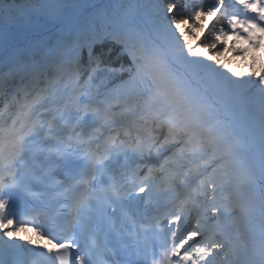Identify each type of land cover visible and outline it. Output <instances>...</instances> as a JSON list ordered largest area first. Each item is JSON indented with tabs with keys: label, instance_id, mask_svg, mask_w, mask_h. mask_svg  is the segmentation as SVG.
I'll return each mask as SVG.
<instances>
[{
	"label": "snow or ice",
	"instance_id": "6c2138e0",
	"mask_svg": "<svg viewBox=\"0 0 264 264\" xmlns=\"http://www.w3.org/2000/svg\"><path fill=\"white\" fill-rule=\"evenodd\" d=\"M245 12V17L235 16L230 21L232 27L223 31L222 35H217V44L212 46L204 45V36L207 30L204 24L209 17L217 19L218 11L215 9H205L204 7H194L188 13L179 5L178 0H155L151 4L156 12H162L164 20L160 24L158 33L160 39L148 42L142 39L135 30L125 28L123 32L112 34V42L118 43L121 54L126 58V64L120 66H107L111 71L116 72L119 77L118 84H129L132 89L145 86L151 92L152 103H164L171 112V117L167 122L165 151L168 153L163 160L164 163L149 167L148 176L139 184L133 183L131 191H128V183L119 190H113L115 197L119 200L120 192L126 196L136 193L146 192V185L149 178L159 177L161 184L169 185L177 193L179 189L176 185L177 177H182L192 170L181 162L175 172L170 171L169 161L179 159L186 154V149L192 145L193 137L201 138V151H213L214 162L230 169V178L233 180L246 179V191L238 200V207L231 209V216H239L246 232L249 234L253 245L256 244V236L253 232V224L257 208L264 211V61H261L259 71H247L245 68H233L230 66L227 57L229 54L241 59L247 58L248 49L240 47L247 43L253 49H259V41L264 37L256 36L259 31L264 33V0H240ZM8 14L0 19V24H15L21 19H31L44 15L50 20L61 18L70 5L66 0H22L17 3L11 0L8 5ZM138 14L136 4L129 3L121 13L125 24L131 21ZM250 14V15H249ZM243 31H237V29ZM255 29V31H252ZM82 33L74 32L56 50L54 60L45 57L42 63L38 58L43 50L42 46L36 51H23L16 45L3 47L0 41V50L7 51L5 57L0 58V88L9 89L16 86L20 92H27L33 79L47 68L50 83L58 79H75L81 82L83 73L80 65L99 70L103 66L101 52L109 34L107 32L94 31L89 41L81 43ZM123 37V38H121ZM178 48L179 57L189 66V70L198 75L204 76L205 83L209 86L205 93L190 91L186 81L175 71V65L171 57ZM222 49V51H221ZM110 51V49H109ZM202 65L223 71L229 80L239 87H229L218 82L210 73H206ZM255 68V57L251 66ZM255 78L246 84L242 77ZM235 77L236 79H233ZM19 81V84H17ZM253 88L257 91L253 93ZM40 91L44 89L39 88ZM214 95L222 101L224 106L230 110L241 113L250 125L252 133L251 141L242 145L238 136L234 135L228 127L206 128V121L213 111L210 106V97ZM41 129L37 128V135L41 134ZM258 134L259 152L256 151V141ZM152 133L145 132L142 144L138 145L141 155L144 151H150L152 146ZM114 145L112 140L105 142L103 146L99 142L89 145L86 149L91 158L93 167H103L111 158V149ZM93 146H96L95 148ZM104 149L103 159H97L96 153ZM171 157V159H169ZM39 159L41 157L39 156ZM0 162L5 165V170L12 172L16 169L11 180L5 182L0 179V257H12L16 248L15 237L24 230L16 225L15 211L12 207L13 194L18 195L32 205L36 202L34 194V184L51 174L50 169L41 173L40 168L33 171L35 167L31 162L25 161L23 145L18 150V155L5 160L0 153ZM155 173V175H153ZM209 167L201 166L196 170L195 184L190 185L179 201V206L165 217L167 227L170 229V240L163 260H153V264H196L190 254V249L196 248L197 254L203 253L201 259L204 264L215 255L225 253L231 264H238L239 250L233 252L229 246L221 241V234H216L210 238L205 225L212 217H208L211 212L213 217L219 214L223 216V211L216 203L218 191L217 181L214 176L209 175ZM132 176L139 177L140 172L132 173ZM92 181H95L93 176ZM88 183V181H85ZM181 183H185L181 178ZM259 185V198L257 197V186ZM95 188V183H91ZM147 192H153V187L149 186ZM135 198V196L133 197ZM153 197L149 196V199ZM91 200L83 198L74 202L75 210L79 211L89 206ZM205 207V215L197 219L194 227L185 234H181V226L186 219L193 214L194 208ZM117 209H113V213ZM131 219V217H129ZM219 224V219L216 220ZM38 233L46 243L37 244L31 253L32 264H41L42 257L59 261L60 264H72L73 252L79 247L69 239H63L36 226L31 229ZM163 231V229H162ZM187 237V238H185ZM27 244L32 245L33 241L27 236H20ZM252 247V252L256 251ZM259 252L261 264H264V230L259 236ZM77 264H84L83 254L76 257ZM12 264H16L15 261Z\"/></svg>",
	"mask_w": 264,
	"mask_h": 264
},
{
	"label": "trees",
	"instance_id": "16d2710c",
	"mask_svg": "<svg viewBox=\"0 0 264 264\" xmlns=\"http://www.w3.org/2000/svg\"><path fill=\"white\" fill-rule=\"evenodd\" d=\"M199 1L203 3L207 2V0H198V2ZM66 2L70 5L67 11L87 10L82 25L79 28V32L82 33L81 43L86 44L94 31L107 32L109 34L101 54V59L103 61L101 73L102 88H109L112 84L118 83L119 80L116 72L111 71L107 66H120L127 62L126 58L121 54L120 45L112 42V34L123 32L127 27L135 30L145 41L153 42L157 41L156 38L160 39L158 29L164 17L162 12H156L151 6L155 0H140V10L146 22L143 21L138 12L127 24L123 22L121 13L124 8L128 7L129 3L136 4L137 6V0H66ZM178 3L184 11L188 13H190L194 7H200L199 3H195L194 0H190L189 4L188 0H178ZM8 12L9 10L7 8L1 7L0 19L4 18ZM55 21L56 20H50L46 16H37L28 20L21 19L15 24L4 25L6 30L10 32L13 40L22 43H30L33 40L40 39V33H46L47 29L51 28ZM204 28L207 31L201 35L205 38L204 45L206 46L217 44V35H222L223 31L229 29L219 18L213 20L210 28H207L206 24H204ZM240 47L248 49L246 59L251 64H253V58L255 57L256 67L261 61V57H259L260 51L257 52V50L249 47L247 43L241 44ZM210 67V65H207L204 70L206 71ZM106 77H108L109 81L105 80Z\"/></svg>",
	"mask_w": 264,
	"mask_h": 264
},
{
	"label": "bare ground",
	"instance_id": "6f19581e",
	"mask_svg": "<svg viewBox=\"0 0 264 264\" xmlns=\"http://www.w3.org/2000/svg\"><path fill=\"white\" fill-rule=\"evenodd\" d=\"M4 48H5V47H4ZM4 52H5L4 50H0V54H2V53H4ZM231 87L235 88V87H239V86L233 84ZM232 117H233V119L235 120V122H236L240 127L243 126L244 129H245L246 131H248V132L251 133V131H250V125H249V123L247 122L246 118H245L241 113H239V112L236 111V112H234V114L232 115ZM105 119H107V118H104V116H103V115H100V114H99V116H98V118H97V120H99V122H100L101 124H102V122L105 124V122H104ZM18 134H21V132L18 131ZM161 140H162V139H160V141H161ZM257 140H258V134H257ZM200 148H201V147H200ZM213 151H214V150H210V153H209V154H212ZM187 152H188V151H187ZM200 155H201L202 158H201V160H200L199 162H196V163H203L204 161H207V158H208L207 155H205L204 153H202V154H200ZM166 156H168V153H166ZM203 156H204V157H203ZM209 156H211V155H209ZM186 157H187V153H186L185 155L180 156L179 159H173V160H170V161H177V160L182 161V159H184V158H186ZM212 157H213V155H212ZM169 158L171 159V157H169ZM213 158H214V157H213ZM137 163H138V164H142L143 168H146V170H148L149 167L155 166V164H152V163H146V162L143 163L142 161H139V162H137ZM216 166H220V167H222L221 172H222L223 174H225V175H226V179L230 181L229 186H226V187L224 188V194H225V195H229V196H234V197H235V200H236L237 203H238L239 198L242 197L243 193L246 191V188H245V185H246V183H247L246 179H243V178H239V179H236V180L231 179V178H230V169L224 167L223 165H218V164H216L215 162H213V164L211 165L210 169H211V168H214V167H216ZM175 170H176L175 168L170 169V171L173 172V173L175 172ZM158 180H159V185H158L159 190L166 189V188H168V189L171 188V187H170L169 185H167V184H161L159 178H158ZM194 184H195V183H194ZM257 189H258L257 197L259 198V185L257 186ZM181 195H184V193H182ZM179 201H180V200H177L176 202H173V204L175 205L176 203H179ZM229 217H231V216H229ZM262 218H264V211H261L259 208H257V212H256V215H255L254 224H253V226H252V228H253V232H254V235H255L256 238H257V239H256V244H255V245H253V242H252L251 239H248V238L246 237V233H243V234H242V233L239 231V230L242 228V225H243V224H242L241 222H237V221H235L234 218L231 219L233 230H237V231H239V232L235 233L237 243H236V244H233V243H232V244L229 246V249L232 248L231 250L234 252V250H235L237 247H244L245 244L248 245L247 242L250 243V247L248 248V250H249L250 248H252L253 246L256 247V249H257L254 253H253V252H250V251H248V250H247L246 252L242 253V254L239 253V257H238V262L240 261L239 264H261V256H260V252H259L258 249H259V236H260V234H261V227H262V225L259 224V222H260V220H261ZM24 234H25L26 236H28L29 239H31V238L33 239V237L35 236V235L31 234V232H30L29 229L26 230V231L24 232ZM34 238H36V237H34ZM249 238H250V236H249ZM203 255H204L203 253L197 254V264H201V263H198V262H199V261H203V260L201 259V257H202ZM219 256L224 258L222 264H231L229 258L226 256L225 253H221ZM213 259H214V256L212 257V259H211L210 261H212ZM210 261H209V262H210ZM203 262H204V261H203Z\"/></svg>",
	"mask_w": 264,
	"mask_h": 264
},
{
	"label": "rangeland",
	"instance_id": "374dc122",
	"mask_svg": "<svg viewBox=\"0 0 264 264\" xmlns=\"http://www.w3.org/2000/svg\"><path fill=\"white\" fill-rule=\"evenodd\" d=\"M10 2H11V0H0V7L7 8L9 10L8 5H9ZM16 2L20 3L22 1L16 0ZM223 19L226 20L227 18L225 17ZM7 46H8L7 44L3 43V47H7ZM2 56H3V53L0 54V58H2ZM227 60L229 61L230 66L233 67V68H237V70H239L240 68H245L247 71H253V70L258 71V70H260V67H261V61H264V45H263V50H262V53H261V61L259 62V64L255 68L251 67L252 64L250 62H248V60L241 59L240 57L232 56L231 54H229V56L227 57ZM181 64L186 66L189 69V66L186 63L182 62ZM206 66L207 65H202L203 68H205ZM206 73L212 74L213 76H215V78H216V80L218 82H220V83L224 82V85H226L225 82L228 80V76L223 71H219V70H217V69H215L213 67H210L209 69L206 70ZM233 78H235V77H233ZM240 79H242L247 84L250 79L254 80L255 78H251V77L245 76V77H242ZM89 80L91 81V79H89ZM230 83H232V82H230ZM230 85H232V84H230ZM89 86H90V83H88L87 87L89 88ZM256 91H257V89L253 88V93H255ZM147 130H149V128H147ZM149 131L156 134L157 131H160V129H157L156 131L154 129H151ZM159 146H161V144L157 145V146H154L153 149L151 148L150 151H147V152L150 153L149 155H147L146 153H143L142 155L139 154L138 157L140 159L143 158V160H145L146 158L155 159L156 161L159 162V164L160 163H164L163 159L166 157V153L167 152L165 151V148L164 149L163 148L159 149ZM198 147H201V142L199 143ZM192 158H194V157H192ZM192 158L190 157V159H192ZM169 165H170V169L176 168V167H178L179 162L178 161H169ZM188 167L192 170L190 176L192 178H195V174H196V170L198 169V165L191 164V165H188ZM221 169H222L221 167L211 168L209 170L208 174L214 176L215 178L218 177L219 182H221V183L224 182L228 186L230 183H229V180L226 179V175L223 174V173H219ZM155 185L157 186V183ZM170 189L172 190V188H170ZM162 192H165V190H163ZM226 196H228V195H226ZM224 198H226V197H224ZM216 199H217L216 202H220V200L218 199V196L216 197ZM228 204L231 205L230 202H228ZM202 217H203V214L201 212L193 211V214L186 219V224L185 225H187V226H185V231L184 232L187 233L189 230H191L194 227V224H195L196 220L200 219ZM191 219H193L194 223L191 226H188V222L190 223ZM18 228H19V225H18ZM210 234L211 233L209 232V236H211ZM19 235L20 236H25L24 231L23 230L20 231Z\"/></svg>",
	"mask_w": 264,
	"mask_h": 264
},
{
	"label": "water",
	"instance_id": "95a60500",
	"mask_svg": "<svg viewBox=\"0 0 264 264\" xmlns=\"http://www.w3.org/2000/svg\"><path fill=\"white\" fill-rule=\"evenodd\" d=\"M236 134H238L239 136H241V138H244V136L240 132H236Z\"/></svg>",
	"mask_w": 264,
	"mask_h": 264
}]
</instances>
